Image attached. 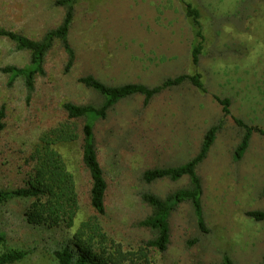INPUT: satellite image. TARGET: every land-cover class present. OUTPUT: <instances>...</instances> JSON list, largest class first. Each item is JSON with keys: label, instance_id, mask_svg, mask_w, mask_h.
Segmentation results:
<instances>
[{"label": "rangeland", "instance_id": "374dc122", "mask_svg": "<svg viewBox=\"0 0 264 264\" xmlns=\"http://www.w3.org/2000/svg\"><path fill=\"white\" fill-rule=\"evenodd\" d=\"M56 0H0V29L39 40L57 27L65 14ZM199 10L202 51L191 62L195 41L179 0H77L68 31L74 61L55 40L41 75L28 93L24 80L10 79L6 65L23 67L29 52L0 36V190L24 185L32 167L29 155L43 132L67 120L64 102L99 106L103 97L78 79L91 74L109 85L154 86L179 74L200 75L204 91L189 81L165 89L144 104L133 95L96 120L93 138L107 189L105 212L89 202L90 177L81 161L83 119H72L77 140L56 149L73 174L78 211L72 228L33 226L24 213L30 198L0 204V253L26 251L11 264H57L54 250L68 245L78 224L96 216L110 238L124 249H136L155 236L141 221L152 208L141 197L165 198L189 185L187 176L145 183L142 173L177 166L193 158L211 126H219L206 157L196 167L202 184V213L208 233L198 230L189 202L179 203L169 217L170 236L164 252L150 250L155 264H213L223 255L235 264H260L264 254V219L247 211H264V0H187ZM229 100L223 114L218 99ZM252 131L239 159L234 150L244 130ZM192 240L195 242L191 243Z\"/></svg>", "mask_w": 264, "mask_h": 264}, {"label": "trees", "instance_id": "16d2710c", "mask_svg": "<svg viewBox=\"0 0 264 264\" xmlns=\"http://www.w3.org/2000/svg\"><path fill=\"white\" fill-rule=\"evenodd\" d=\"M77 0H56L55 4L65 8V14L61 23L45 32L39 40L30 39L12 30L0 29V36H5L15 43L18 50H27L30 54L29 63L23 67L6 65L2 71L9 74L11 80L21 77L30 94L34 90L36 75L44 72L43 64L45 56L55 40H59L67 53L65 68L69 69L74 61V51L68 42V31L73 18L74 4ZM182 3L185 17L193 32L195 41L191 47V62L197 65L202 49L203 37L201 33L200 13L187 0H179ZM84 86L96 91L103 97L99 106L91 104L77 105L64 102L62 107L67 120L61 122L40 135L39 144L29 155L32 167L27 174L23 186L11 190H0V204L13 198H30L32 202L24 213L25 220L33 226L46 227L48 229L65 227L72 228L78 211V197L75 189L73 174L56 149L57 145L74 142L78 138L76 126L72 119H83L81 138V161L87 169L90 177L89 202L98 215L105 212V195L107 182L99 163L95 149L93 128L96 120L105 118L107 111L119 101L140 95L144 104L161 91L178 86L189 81L193 86L205 90L200 75L179 74L164 79L154 86H146L140 83H125L121 85H109L91 74L78 79ZM223 105V114H229L227 98L218 99ZM4 109L0 108V131L4 127ZM244 133L239 144L234 150V159H239L249 145L252 131H260L256 127L248 126L240 119H235ZM219 126H211L204 134L199 152L191 159L177 166L154 167L146 169L142 173L145 183L168 178L178 180L183 176L189 179L186 188L177 189L165 198H160L152 193H142V199L152 208V214L140 223L155 232L152 239L147 240L136 249H124L123 246L110 238L104 231L96 216L88 217L81 221L71 236V242L54 250L53 254L57 264H155L149 253L150 250L164 252L169 242L170 229L169 217L174 208L181 202H189L194 214L197 228L202 233H208L202 213V184L196 167L206 157L207 152L214 142ZM264 195V188H263ZM246 215L255 220L264 219V211H247ZM4 236L0 234V244ZM195 242L192 240L191 243ZM26 251L7 250L0 253V264H11L22 259ZM235 264L232 259L223 255L219 263ZM260 264H264V254Z\"/></svg>", "mask_w": 264, "mask_h": 264}]
</instances>
